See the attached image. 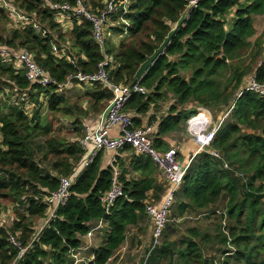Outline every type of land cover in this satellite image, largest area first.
Returning <instances> with one entry per match:
<instances>
[{
  "label": "trees",
  "instance_id": "16d2710c",
  "mask_svg": "<svg viewBox=\"0 0 264 264\" xmlns=\"http://www.w3.org/2000/svg\"><path fill=\"white\" fill-rule=\"evenodd\" d=\"M9 1L34 19L46 36L33 26L10 28L9 14L0 7V47L32 53L57 85L66 84L78 73L94 74L106 57L113 59L114 68H109L113 83H137L135 74L140 65L162 44L188 6V0H130L126 15L129 38L118 46L108 40L102 46L85 18L73 16L72 29L63 32L51 4L74 7L76 0ZM105 1L84 0V4L97 11ZM121 13L112 16L114 33L124 32ZM262 15L264 0H200L140 81L149 94H133L126 103L125 110L133 113V122L140 127L141 117L152 107L158 109L169 95L168 113L158 122L153 137L155 148L163 150V138L184 132L198 108L208 109L215 116L228 114L213 143L228 169L209 153L197 155L177 193L171 218L218 217L221 213L222 224L214 230L213 239L233 253L228 251L222 260L212 263L196 241L200 238L209 244L212 235L190 228L187 239L179 243L170 242L165 231L162 244L145 264H163L164 260L167 264H264V99L244 89L252 75L264 84V35L251 40L256 35L255 17ZM54 45L60 54L53 51ZM0 82V213L10 205L16 214L12 225H0V264H68L70 251L81 245L91 224L102 219L108 223V237L94 250L90 264H108L125 244L129 228L149 217L145 202L150 191H164L153 177L157 168L152 158L143 156L133 161L134 170L141 174L139 179L128 181V170L121 171L124 195L106 214L101 198L111 188L114 168H103V154L99 153L78 176L66 204L34 240L38 221L46 217V196L59 188L61 177L73 176L84 160L81 139L87 122L75 119L77 139L69 141L63 134L66 128L61 117L74 116L78 102L57 93V85L44 88L32 84L25 71L1 59ZM91 87L85 94V110L99 115L112 92L102 84ZM25 93L34 106L32 117L21 101ZM41 95L48 104L47 121H42L40 114ZM16 96L17 105L13 103ZM80 113L85 114L84 109ZM153 121H157L156 116L150 117V124ZM39 139H44V156L37 162L33 144ZM220 203L223 210L218 209ZM11 237L26 249L21 258Z\"/></svg>",
  "mask_w": 264,
  "mask_h": 264
},
{
  "label": "built area",
  "instance_id": "2783aa9c",
  "mask_svg": "<svg viewBox=\"0 0 264 264\" xmlns=\"http://www.w3.org/2000/svg\"><path fill=\"white\" fill-rule=\"evenodd\" d=\"M200 0H188V6L191 10L197 8ZM76 6L72 7L69 4L57 5L51 4L53 10L57 13V19L61 18L67 20L66 22L72 24L71 18L73 16L85 18L93 27V37L101 44L105 45L107 36H112L113 32L111 27L115 25L112 16L115 14L120 15V22L125 26L124 34L128 35L130 24L126 19L129 12L130 0H107L103 4L102 10L94 11L91 6L87 7L84 0H76ZM187 6V7H188ZM0 7L4 8L11 19V24H20L23 28L33 26L39 33L46 36V31L39 26L34 19L29 18L27 15L21 13L9 0H0ZM186 7V8H187ZM53 51L60 54L57 46H53ZM0 59L13 66L16 70H23L26 72V78L32 84L40 85L44 88H49L52 85H57L48 74L35 62V57L32 53L27 51H13L4 47H0ZM114 68L113 59L106 57L103 62L99 64L98 71L94 74L78 73L72 76L66 84L57 85L56 92L59 93L64 89L76 85L93 86L94 84H102L105 88H109L112 92V98L109 100L106 108L101 114L98 115V122L95 128H87L84 137L81 139V145L86 152V158L79 166L77 172L71 177H61L59 188L51 192L45 198L47 204L46 217L40 226H36V234L34 240L41 230L46 227L51 220H53L58 210L66 204L71 196V188L78 176L88 168L101 152L120 153L126 147L132 149L136 156L151 157L153 162L158 167L165 181V192L160 203H156L153 199L146 200V213L151 218L152 222V236L153 241L150 252L147 253V258L150 253L159 247L164 239V232L171 221V213L175 204L176 196L184 184L186 173L194 160V158L202 153H209L215 159L223 162L224 168L228 169V164L224 161L223 155L213 148V143L216 134L221 128L224 120L228 114L220 118L218 122L214 123L212 114L204 108H198L196 114L191 116L186 122L187 132L196 145V149L186 162L179 159V152L174 147L163 152L157 150L154 146L153 128L152 127H136L133 122L132 115L125 110L127 101L133 94L148 95L149 91L140 85V81L132 85L115 84L110 80L109 68ZM246 91L257 94L260 98L264 99V84L256 80L255 75L250 76L244 86ZM16 96L13 100L14 104L17 103ZM22 103L25 104V109L28 112L29 107L33 106L30 103V97L25 93L21 97ZM202 111L209 112L210 116ZM204 116L203 118H200ZM114 128L118 129L117 136H111ZM120 172L115 171L112 185L101 198L102 204L105 208L106 214H109L112 207L117 200L124 195L123 184L120 180ZM204 216V215H202ZM225 224V222H223ZM105 221L99 220L96 226L92 227L85 236V241L77 249L70 251V257L73 264H81L84 262L82 258L83 253L90 247L89 241L95 235V232L104 227ZM11 243L18 247L19 258L25 252V248L16 240L11 237ZM15 264V263H14ZM116 264H121L117 262Z\"/></svg>",
  "mask_w": 264,
  "mask_h": 264
},
{
  "label": "rangeland",
  "instance_id": "374dc122",
  "mask_svg": "<svg viewBox=\"0 0 264 264\" xmlns=\"http://www.w3.org/2000/svg\"><path fill=\"white\" fill-rule=\"evenodd\" d=\"M229 18H230V20H232L231 17H229ZM57 21L62 26L63 32L67 33L73 27V25H71L69 23L67 24V22H66L67 20H63L61 18H58ZM9 27L10 28L11 27L17 28V27H20V24L14 25V24L10 23ZM254 27L256 29V35H255V37H253L251 39L252 42H254L258 37L264 35V15L255 17ZM107 40L110 41V43L112 45L117 46L118 44L126 41V35L124 34V32H122V33L117 32V33H114L113 37L108 35ZM0 84H1V82H0ZM70 87H72V89H69V90L64 89L59 94L62 95L65 99L70 100L72 103L78 102L79 107H78V109H76L74 111V116L67 117V118L61 117L62 118L61 121H62L63 126L66 128L65 133L63 132V134L65 136H67L69 141H75L77 139V136L74 134L75 133V131H74L75 127L73 125V123L75 122V119L79 118L85 124L87 121H89L90 119H93L95 117V114L92 111L88 112V110H85V107L87 105V103H85V102H87L85 100V94L88 91L92 90L93 87L85 86V85H76V84H74ZM5 92L8 93L9 88H6ZM0 96H1L0 97V105H1L3 95L0 94ZM167 97L168 98L164 101L165 103H162V105L170 102L169 95H167ZM168 107H167V109H168ZM160 108L162 109L164 107H159L158 109H160ZM194 108H195V106L192 109L189 108L188 110H193ZM80 109H84L85 114L80 113ZM208 111L212 114V118H213L214 123L218 122L220 118L227 115V112H226V114H223L224 113L223 112V113H220L217 116H215V114L213 112H211L210 110H208ZM3 112H4V110H3ZM40 114H41L42 121H47L49 119V116H50V114L48 112V107L43 106ZM29 116L32 117V115H29ZM88 127L89 126L86 125V130ZM86 130H85V132H86ZM244 132H248V131L245 130ZM181 134H184V135L187 134V128L186 127H185V131L182 132ZM43 144H44V139H39L33 144V149H34V153H35L37 162H40L44 156L43 155L44 154ZM6 203H8V202H5V204ZM223 208H224L223 203H220L218 209L223 210ZM20 211H21V213H25L24 209H20ZM217 215H218V217L204 215V216L194 217L192 219L185 217L184 219H182L181 221H178V222L175 221V219H177V218L172 216V218H170L171 221L168 223V225H170V228L166 227V229H165L166 235L165 234L164 235L166 238H168V240L170 242H179L180 243L183 240L187 239L188 229H190V228L191 229L196 228V229H199L200 231L207 232V234L209 233V235H212L211 236L212 238H211V241L209 244L202 243L200 238L196 239V241L200 244L201 252L205 256V258L211 260L212 263H213V261H215V263H217L220 260H222V258L224 256H226L225 254H227L228 251H232V253H233V250L230 249L229 247H226L223 245H218L214 242V239H213L214 230L221 223L220 222L221 221V216H220L221 213H219V214L217 213ZM15 219H16V214H15V207L14 206L9 205L8 210H6V211L1 210L0 225H2L4 223L8 226L12 225V223L15 221ZM224 222L227 223L226 217H224ZM142 223H143L142 226L138 229H135V232L132 229L129 231L128 238L124 244L125 249L123 251H121V253L118 252L117 256L114 259L115 264L117 262H119L121 264H143V262L147 256V250L149 249L148 246L151 243V228H150L151 224H150L149 219L145 220ZM223 225H225V224H223ZM102 239H104V236L102 237ZM102 243L100 245H102ZM100 245H98V247ZM68 264H71V262H68ZM163 264H167V260H164Z\"/></svg>",
  "mask_w": 264,
  "mask_h": 264
},
{
  "label": "crops",
  "instance_id": "0c3cea01",
  "mask_svg": "<svg viewBox=\"0 0 264 264\" xmlns=\"http://www.w3.org/2000/svg\"><path fill=\"white\" fill-rule=\"evenodd\" d=\"M113 35H114V33H113ZM113 35L111 37H113ZM127 38H129V35H126V39ZM69 89H72V87L69 86L65 90H69ZM40 101L42 102L44 107L45 106L48 107L47 100H46V98L43 95H41ZM31 105H33V104H31ZM159 105H160V107H164V108H162V109L160 108L161 110L160 109L157 110V109H154L152 107L149 114L143 115L141 117L142 125L140 127H152L153 128V135H152L153 137H154V133L157 131L158 122L161 121L162 116H164V115H166L168 113L167 107H168L169 103L163 104V105H162V103H159ZM33 111H34V106H30L29 107V111H28L29 115H32ZM130 114L133 117V113L130 112ZM151 116H156V120H157V121H153L152 124H150V117ZM97 122H98V115H95V117L93 119H90L89 121H87L86 125L89 126L88 128L93 129V128L96 127ZM181 133L182 132H174V133H171V134L165 136L163 138V140L165 142V145H166L164 150L163 149H157V148L156 149L161 151V152H163L165 150H168V149L174 147L179 152V159L181 161H183V162H186L189 159V157L193 154V152L195 151L196 145L193 142V140L190 137V135L188 134V132L185 135L181 134ZM117 135H118V129L114 128L112 130V132H111V136L114 137V136H117ZM102 154H103V162H102L103 168H107L109 166L113 167L114 168V172L115 171H119L120 174H121V171L123 169L128 170V174H127V177H126V179L128 181L136 180V179H139L141 177L140 172L134 170L133 161L135 159L143 157V156H136L134 154V152L132 151V149H130L129 147H126L124 150H122L118 154H115L113 152H102ZM86 155H85L84 159L86 158ZM155 166H156V164H155ZM156 168L157 169H156L155 173L153 174V177L156 180V183L159 186L163 187L164 191L161 194V193L157 192L156 190H151L150 193H149L150 196L149 195L148 196H149L150 199H153L156 203H160V201L162 200V198L164 196V192H165V181H164V177L162 176V174L159 171L157 166H156ZM148 219L150 220V224H151V226H150V228H151V243L148 246V248H149L151 246V244H152L153 236H152V222H151V218L148 217L146 220H148ZM182 219L183 218H178L177 220L181 221ZM42 223H43V219H40L38 221V223H37V226L42 225ZM96 224H97V222H94L93 224H91V228L96 226ZM142 224L143 223L140 222L137 226H132L131 228H129L128 234H127V238H128V235H129V231L131 229L135 232V229L140 228L142 226ZM108 233H109V226H108V223L105 222L104 227L102 229L98 230L97 232H95V235L89 241L90 247H89V249L87 251H85L83 253L82 258H84V262L81 263V264H90V262L94 258V255H93L94 254L93 253L94 250L97 249L98 245H100L102 242H103L102 245L105 243V241H106V239L108 237ZM85 236H83L81 238V244L84 243L85 241H87V240H85ZM103 236H104V239H102ZM102 245H100V246H102ZM124 249H125V246L123 245V247H121L118 250V252L121 253V251H123ZM118 252L116 253L115 257L117 256ZM115 257L108 264H115V261H114ZM146 259H147V257L145 258L143 264H145ZM68 262H71V264H73V261H72L70 256L68 258Z\"/></svg>",
  "mask_w": 264,
  "mask_h": 264
},
{
  "label": "water",
  "instance_id": "95a60500",
  "mask_svg": "<svg viewBox=\"0 0 264 264\" xmlns=\"http://www.w3.org/2000/svg\"><path fill=\"white\" fill-rule=\"evenodd\" d=\"M191 6H188L184 12L182 13L180 19L176 23V25L172 28V30L165 37L162 44L154 51L151 56H147L145 62H143L139 69L135 74L136 81H142L147 74L148 69L153 65V63L157 60L159 56L164 54L166 47L170 44L172 38L176 35L177 31L184 25L187 17L191 14ZM226 59L225 57H223Z\"/></svg>",
  "mask_w": 264,
  "mask_h": 264
},
{
  "label": "bare ground",
  "instance_id": "6f19581e",
  "mask_svg": "<svg viewBox=\"0 0 264 264\" xmlns=\"http://www.w3.org/2000/svg\"><path fill=\"white\" fill-rule=\"evenodd\" d=\"M204 112H206V114L208 115V116H210V114H209V112H207V111H202L201 113L203 114ZM204 116H201L200 118H203Z\"/></svg>",
  "mask_w": 264,
  "mask_h": 264
}]
</instances>
